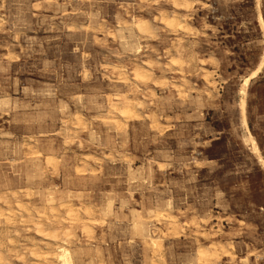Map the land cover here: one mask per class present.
<instances>
[{"label":"rangeland","instance_id":"1","mask_svg":"<svg viewBox=\"0 0 264 264\" xmlns=\"http://www.w3.org/2000/svg\"><path fill=\"white\" fill-rule=\"evenodd\" d=\"M0 210V264H264V0H0Z\"/></svg>","mask_w":264,"mask_h":264},{"label":"bare ground","instance_id":"2","mask_svg":"<svg viewBox=\"0 0 264 264\" xmlns=\"http://www.w3.org/2000/svg\"><path fill=\"white\" fill-rule=\"evenodd\" d=\"M150 1V0H149ZM50 3V2H49ZM177 8V7H176ZM125 10V9H124ZM188 12V11H187ZM92 13V12H91ZM78 14V13H77ZM91 15V14H90ZM91 18H92V15H91ZM190 18V17H189ZM191 19H193V18H191ZM91 20V19H90ZM92 21V20H91ZM95 21H96V19H95ZM94 22V21H93ZM90 23V22H89ZM92 26V25H91ZM124 28V27H123ZM127 28V27H126ZM134 28H137L138 29V31L140 32V33H142V34H146L147 33V31H148V29H149V21L148 20H146V19H143V20H139L138 22H135L134 23ZM122 29V28H121ZM192 29V28H191ZM131 31H133V28H131ZM183 31V30H182ZM118 35H119V33H118ZM188 36V35H187ZM130 38H133L132 36H130ZM125 40H126V38H124ZM134 41V40H133ZM127 44L128 45H130L129 44V42L127 41ZM142 46V45H141ZM127 50V49H126ZM171 50H173V49H171ZM178 61V60H177ZM186 64V63H185ZM150 70V69H149ZM210 72V71H209ZM136 76H137V78L138 79H145L146 78V76L145 75H143L142 73H140V72H138L137 74H136ZM165 76V75H164ZM163 76V77H164ZM123 78V77H122ZM211 81V80H210ZM119 83V82H118ZM159 84V83H158ZM158 87H159V85H158ZM115 94H117V93H115ZM119 95V94H118ZM123 95V94H122ZM122 95L121 96H119V97H122ZM124 96V95H123ZM119 97H116L115 98V101L116 102H121L122 100L119 98ZM83 101V100H82ZM138 101V100H137ZM112 102H113V100H112ZM112 109H113V112H116V113H118L119 114V117H120V119H122V120H125L126 122H128V121H130V120H132V119H137V114H136V112H134V103H132L131 101H129V100H125V101H123L122 102V107L120 108V107H118L117 106V104H114L113 105V107H112ZM147 110V109H146ZM159 117V116H158ZM116 119V118H115ZM80 120V119H79ZM110 120V119H109ZM121 120V121H122ZM133 121V120H132ZM118 122V121H117ZM129 123V122H128ZM78 124H79V122H78ZM161 127V126H160ZM33 142V141H32ZM31 142V143H32ZM37 145V144H36ZM50 156V155H49ZM48 156V157H49ZM54 156V155H53ZM54 158V157H53ZM56 158V157H55ZM57 159V158H56ZM49 160L50 161H52L53 159H51V158H49ZM89 165V164H88ZM54 167V166H53ZM58 167V166H57ZM56 168V167H55ZM58 170V169H57ZM135 171V170H134ZM137 176V175H136ZM136 178V177H135ZM42 198V197H41ZM47 198H48V196H47ZM77 198H78V196H77ZM79 199V198H78ZM41 200H43V199H41ZM46 200V199H45ZM38 201H39V198H38ZM82 201V200H81ZM42 202V201H41ZM48 202H49V204L50 203H52L53 204V202H54V198L53 197H51V198H49V200H48ZM47 202V203H48ZM68 202H69V200H68ZM70 203V202H69ZM72 203V202H71ZM70 203V204H71ZM103 203V202H102ZM105 203V202H104ZM168 203H169V201H168ZM48 204V205H49ZM172 204V203H171ZM42 205H45L44 203H42ZM51 205V204H50ZM54 205V204H53ZM106 205V204H105ZM34 206V205H33ZM70 206V205H69ZM66 207V204L64 203L63 205H62V208H65ZM76 207V206H75ZM74 207V208H75ZM114 207V206H113ZM153 207V206H152ZM5 208L7 209V211H8V215H10L11 214V212H13L12 211V206H11V204H10V202L9 201H5ZM61 208V209H62ZM90 208V207H89ZM157 208V207H156ZM165 208V207H164ZM41 209V208H40ZM72 209V208H71ZM76 209V208H75ZM102 209V208H101ZM153 209H154V207H153ZM25 210H27V209H25V207L22 205V204H20V202L17 204V211H19V212H23V211H25ZM65 210V209H64ZM157 210V209H156ZM175 210V209H174ZM28 211V210H27ZM36 212H37V210H35ZM40 211V210H39ZM102 211V210H101ZM165 211V210H164ZM69 212L71 213V215L73 216V214H74V212L75 211H72V210H70L69 209ZM105 212H107V213H109V212H111V206L109 205L107 208H106V210H105ZM144 212V211H143ZM142 212V213H143ZM152 212V211H151ZM14 213V212H13ZM90 213H91V211H89L88 212V214L90 215ZM146 213V212H145ZM148 213H150V211L148 212ZM153 213H155V212H153ZM16 214V213H15ZM76 214V213H75ZM5 215V213L3 212V211H1L0 210V218L1 217H3ZM34 215V214H33ZM141 215V214H140ZM11 216V215H10ZM32 216V215H31ZM138 216H139V214H138ZM19 217H21V216H19ZM204 216H202L201 218H203ZM9 219H10V217H8ZM15 218V217H14ZM139 218V217H138ZM205 218V217H204ZM13 219V218H12ZM140 219H142V218H140ZM146 219L148 220V216L146 217ZM161 219V218H160ZM163 221H165V222H167V223H175L176 222V217L175 216H173V215H169V216H165V217H163ZM15 220V219H14ZM143 220V219H142ZM206 220V219H205ZM36 221V220H35ZM86 221V220H85ZM88 221H90V220H88ZM225 221V220H224ZM208 222V221H207ZM226 222V221H225ZM32 223V222H31ZM100 223V222H99ZM1 224V223H0ZM102 224V223H101ZM148 224V223H147ZM150 224V223H149ZM204 224V223H203ZM83 225H84V227L87 229L88 227V224L86 223V222H83ZM207 225V224H206ZM10 226V225H9ZM172 226V225H171ZM35 227L37 228V233H39V232H41V228H40V226H39V223H36L35 224ZM179 227V226H178ZM171 228V227H170ZM169 228V229H170ZM189 228V227H188ZM133 229L137 232V233H139L144 239H146V240H149V242H151V245L153 246V247H156L157 246V240L155 239V238H153V235L151 234V231H150V228L149 227H147V225H146V223H144L143 221H139V220H137V221H135L134 222V224H133ZM156 230V229H155ZM154 230V231H155ZM173 230V229H172ZM206 230V229H205ZM157 231H159V230H157ZM171 231V230H170ZM178 231V230H177ZM183 231V230H182ZM14 233V232H13ZM87 233V232H86ZM90 233V232H89ZM154 233V232H153ZM8 234V233H7ZM9 234H11V232L9 233ZM9 234H8V237H9ZM155 234V233H154ZM58 235H59V233H55V235L54 236H50V235H48V236H50V237H47V238H45V240H49V241H54L57 237H58ZM64 235V234H63ZM68 235H70V233L68 234ZM4 236V235H3ZM6 236V235H5ZM88 236V235H87ZM159 236V235H158ZM2 239H4V238H2ZM5 239H6V237H5ZM14 240V239H13ZM1 241V240H0ZM4 241V240H3ZM218 242V241H217ZM3 243H5V242H3ZM45 243H47V242H45ZM231 243V242H230ZM2 244V243H1ZM234 244V243H233ZM4 245V244H3ZM48 245H49V243H48ZM55 245V244H54ZM53 245V246H54ZM12 246V245H11ZM224 246V245H223ZM6 247V246H5ZM52 247V246H51ZM231 249H233V248H231ZM55 250L57 251V257H56V261H57V263L58 264H75L74 263V257H73V254H72V252L68 249V248H65V247H63V246H60V245H58V244H56V248H55ZM224 250H225V248H224ZM233 250H235V248L233 249ZM219 251V248H217L216 246H209L208 248H206V249H202V250H200V254H199V256L201 257V258H204V259H207V260H209L208 258H210V257H214V256H217V252ZM38 252V251H37ZM59 253V254H58ZM236 253V252H235ZM34 255H38L37 253H33ZM223 254V253H222ZM221 254V255H222ZM239 254V253H238ZM22 255V254H21ZM256 255V254H255ZM17 257H20V256H18L17 255ZM39 257V256H38ZM37 257V258H38ZM101 257V256H100ZM25 258V257H24ZM214 259V258H213ZM22 260V259H21ZM44 261H43V264H55L54 262H52L51 260H50V258L48 257V256H46V254H45V257H44V259H43ZM211 260V259H210ZM24 261V260H23ZM201 261V260H200ZM0 262L2 263V257L0 256ZM20 262V261H19ZM5 264H8V263H5ZM12 264V263H11ZM205 264H207V263H205Z\"/></svg>","mask_w":264,"mask_h":264}]
</instances>
